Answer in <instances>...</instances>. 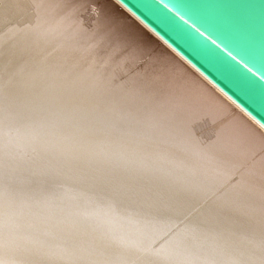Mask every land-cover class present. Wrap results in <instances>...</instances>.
<instances>
[{
  "label": "bare ground",
  "instance_id": "1",
  "mask_svg": "<svg viewBox=\"0 0 264 264\" xmlns=\"http://www.w3.org/2000/svg\"><path fill=\"white\" fill-rule=\"evenodd\" d=\"M4 68L0 264H30L19 258L27 252L48 254L36 264H196L206 255V264H264V131L113 0H0ZM97 161L145 181L136 187L149 191L153 207L202 226V238L172 240L167 252L176 256L153 252L158 224H126L113 209L96 217L95 209L66 208L86 203L82 192L46 201L38 189L31 195L42 200L27 203L17 199L25 186L9 185L25 176L40 185L69 167L62 180L80 179L86 189L135 185L104 169L92 174ZM42 215L97 226L58 229ZM83 242L94 250L75 251ZM111 249L118 253H99Z\"/></svg>",
  "mask_w": 264,
  "mask_h": 264
},
{
  "label": "water",
  "instance_id": "2",
  "mask_svg": "<svg viewBox=\"0 0 264 264\" xmlns=\"http://www.w3.org/2000/svg\"><path fill=\"white\" fill-rule=\"evenodd\" d=\"M264 131V0H113Z\"/></svg>",
  "mask_w": 264,
  "mask_h": 264
},
{
  "label": "rangeland",
  "instance_id": "3",
  "mask_svg": "<svg viewBox=\"0 0 264 264\" xmlns=\"http://www.w3.org/2000/svg\"><path fill=\"white\" fill-rule=\"evenodd\" d=\"M113 14H116L115 11H112ZM24 13H27L26 10H24ZM23 16L25 14H22ZM8 74V70L6 68L0 69V100L2 99L1 90L4 86L3 78L5 75ZM1 107V103H0ZM33 157V152H28L24 154V158L26 160H31ZM36 164V162L34 161ZM82 164L76 163L72 166L71 170H76L80 168ZM70 168V167H69ZM69 168L64 169H55L53 171V175L49 178L43 179L39 184L40 185H33L30 181L36 182L37 180H33L28 176L25 177H13L9 180L12 183H9L10 188H17L20 186H25V191L17 196V199L20 201H24L27 203H35L38 202V200H42V198L31 195V191L40 190L43 191V200L46 201H54L57 198H61L66 194L70 193H79L82 192L83 197L86 198L84 202H75L72 204H69L66 206V208H81L87 207L90 209H95V213L93 214L96 217H99L101 215V212L107 209H113L115 214L119 215L120 218L118 221L124 220L126 224L135 225L136 227H146L149 224H158L156 225V229H154L155 238L151 242V250L153 252H164L166 250V253L170 256H176L179 251H173L171 254L168 253V244L172 242V240L178 238L179 236L188 234L189 238H202V234L200 230L203 228L202 226L198 225L196 227H189L186 226L183 223V220L173 218L169 211L168 212H161L160 210L153 207V204L150 203V196L149 191L146 189L138 190L136 185H139L142 182V180H139L136 177H133L129 175L125 168L115 166L113 164H102L101 162L97 161L94 163V168L92 171V174L97 169H104L106 172L112 173L114 175V180L117 179H129L132 178L135 185L132 187H129V189L125 190L124 192H120L117 185L114 184H107L104 185L99 190H91L86 189L84 186V181L78 180L75 182H69V181H63L62 179L68 174ZM128 168V166H127ZM8 176V174L6 175ZM8 186V184H7ZM30 190V191H28ZM116 194L118 197L115 199L111 198V195ZM110 199L111 201H109ZM111 203V204H107ZM197 209V204H191L190 210L191 212ZM26 219H31L32 214L25 210L22 214ZM46 225H54L56 228L60 229L64 227L65 225L69 224H82V229L85 228H95L97 225L94 223H90L88 221H85L82 217L76 216L73 220L69 222H59L56 223L55 221L48 219L46 217H43L42 215V223ZM107 237L112 239L113 241H117L115 238L111 236L109 232H106ZM74 236H76V231L71 233L69 236L66 237L67 240H71ZM210 242L213 240L208 238ZM44 243L50 242L49 236L43 235V237L40 239ZM212 240V241H211ZM86 248L90 251L94 250L90 242H83L78 244L75 247V251H80L81 249ZM132 248H128L124 253L123 256H128L132 252ZM188 252L195 251V248L187 249ZM111 252H116L115 250L111 249L107 252L100 251V255L107 256L109 254H112ZM118 253V252H116ZM48 257V254L43 253L40 255L35 254L34 252H27L21 255L19 258L22 260H28L30 264H36L40 260H43V258ZM210 259H212L211 256H207L199 260V263L196 264H206V262H210ZM18 260V259H16ZM161 260L153 262L154 264H161ZM124 264H132L128 262H124Z\"/></svg>",
  "mask_w": 264,
  "mask_h": 264
}]
</instances>
